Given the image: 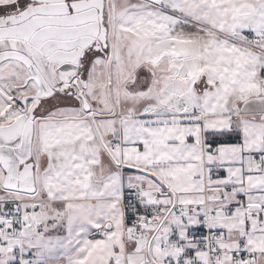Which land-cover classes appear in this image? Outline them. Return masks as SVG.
<instances>
[{"label":"snow or ice","instance_id":"6c2138e0","mask_svg":"<svg viewBox=\"0 0 264 264\" xmlns=\"http://www.w3.org/2000/svg\"><path fill=\"white\" fill-rule=\"evenodd\" d=\"M0 264H264V0H0Z\"/></svg>","mask_w":264,"mask_h":264}]
</instances>
